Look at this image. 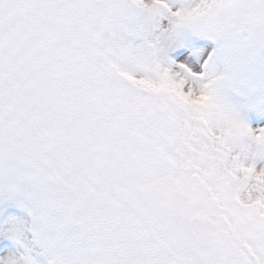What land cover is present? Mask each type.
<instances>
[{
    "label": "snow or ice",
    "instance_id": "snow-or-ice-1",
    "mask_svg": "<svg viewBox=\"0 0 264 264\" xmlns=\"http://www.w3.org/2000/svg\"><path fill=\"white\" fill-rule=\"evenodd\" d=\"M0 264H264V0H0Z\"/></svg>",
    "mask_w": 264,
    "mask_h": 264
}]
</instances>
